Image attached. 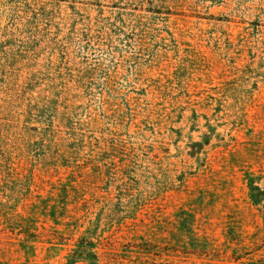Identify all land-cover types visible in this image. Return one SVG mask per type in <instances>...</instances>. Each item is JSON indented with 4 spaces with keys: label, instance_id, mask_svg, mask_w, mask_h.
Listing matches in <instances>:
<instances>
[{
    "label": "rangeland",
    "instance_id": "1",
    "mask_svg": "<svg viewBox=\"0 0 264 264\" xmlns=\"http://www.w3.org/2000/svg\"><path fill=\"white\" fill-rule=\"evenodd\" d=\"M250 179L264 0H0V264H264Z\"/></svg>",
    "mask_w": 264,
    "mask_h": 264
},
{
    "label": "trees",
    "instance_id": "2",
    "mask_svg": "<svg viewBox=\"0 0 264 264\" xmlns=\"http://www.w3.org/2000/svg\"><path fill=\"white\" fill-rule=\"evenodd\" d=\"M248 191L250 200L254 205L264 203V199L261 197L263 189L254 184L252 179L248 181ZM86 244L83 239L78 241L75 248L68 255L67 264H72L77 260L86 261L88 264H97L96 255L92 251V245H90L92 243Z\"/></svg>",
    "mask_w": 264,
    "mask_h": 264
}]
</instances>
